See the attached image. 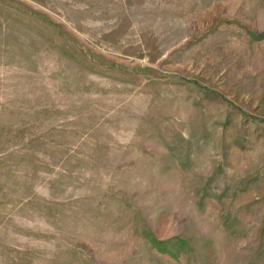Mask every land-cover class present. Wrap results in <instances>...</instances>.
Returning <instances> with one entry per match:
<instances>
[{"label": "rangeland", "instance_id": "1", "mask_svg": "<svg viewBox=\"0 0 264 264\" xmlns=\"http://www.w3.org/2000/svg\"><path fill=\"white\" fill-rule=\"evenodd\" d=\"M0 264H264V0H0Z\"/></svg>", "mask_w": 264, "mask_h": 264}]
</instances>
